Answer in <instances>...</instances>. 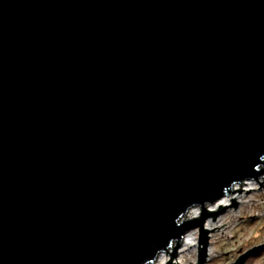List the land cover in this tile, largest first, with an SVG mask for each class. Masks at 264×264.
Returning <instances> with one entry per match:
<instances>
[{
  "label": "water",
  "instance_id": "1",
  "mask_svg": "<svg viewBox=\"0 0 264 264\" xmlns=\"http://www.w3.org/2000/svg\"><path fill=\"white\" fill-rule=\"evenodd\" d=\"M262 175L264 0H0V264H175L195 229L204 264L238 203L204 206Z\"/></svg>",
  "mask_w": 264,
  "mask_h": 264
},
{
  "label": "rangeland",
  "instance_id": "2",
  "mask_svg": "<svg viewBox=\"0 0 264 264\" xmlns=\"http://www.w3.org/2000/svg\"><path fill=\"white\" fill-rule=\"evenodd\" d=\"M245 181H250L255 190L246 195L244 199L246 203L244 205H241L235 200L238 203L236 209H234V207H228V209H224L223 212L215 217L219 219L222 218V222L227 225L224 234H221V232L216 233L212 243H210L208 239L207 249H210V256H206L204 264H231L241 253L255 246L264 244V175L257 178V181L262 183L263 186L260 190L258 189L260 185L256 179ZM234 186L235 184L232 185L231 190ZM210 205L211 204H206L204 206L207 213L212 212L209 207ZM192 210L196 211L197 214L191 219L199 218L201 215V208L193 207ZM211 218L213 219L214 216H208L206 220ZM195 230L196 246L179 256V260L182 261V264H196L197 262L199 252V229ZM208 234L207 237H209ZM170 247H172V249ZM170 247L168 250L172 253L175 243L173 242ZM176 257L177 253L176 256L172 258L171 263H175ZM245 264H264V248L251 255L246 260Z\"/></svg>",
  "mask_w": 264,
  "mask_h": 264
},
{
  "label": "bare ground",
  "instance_id": "3",
  "mask_svg": "<svg viewBox=\"0 0 264 264\" xmlns=\"http://www.w3.org/2000/svg\"><path fill=\"white\" fill-rule=\"evenodd\" d=\"M235 190H242L240 193L238 191L232 193V194H227L224 197H222L221 199H219L217 202L211 204L209 207L211 208L210 210L212 212L215 211H219L222 208L231 205V201L230 199H235L237 200L241 205H244L246 202L244 201L246 195L245 194L246 191L250 190V193L255 190V188L253 187V184L250 181H243L241 183H236L235 186L232 188V191ZM228 209V207L226 208ZM225 209V210H226ZM192 210V209H190ZM196 211L192 210L189 211L182 219L184 220H190L191 218L195 217L196 215ZM223 219L222 218H215L214 221H212L211 219H207L205 221V223L203 224V229H207V230H213V232H208L209 234V242L212 243L213 238L216 236V233L221 232V234H224V231L226 229V223L222 222ZM225 224V225H224ZM224 225V226H223ZM219 228V229H218ZM191 246V247H190ZM196 246V230H191L188 233H186L182 240L180 241V248L177 250V259H175V264H182V261H180L179 256L181 254H185V252L190 251V249L194 248ZM172 249V247H170ZM167 254L166 252L160 253L157 255L156 259L154 260V262L152 264H167L166 262L169 261L170 259V255H169V250H167ZM207 256H210V249H207ZM173 259V260H174ZM172 260V259H171Z\"/></svg>",
  "mask_w": 264,
  "mask_h": 264
}]
</instances>
